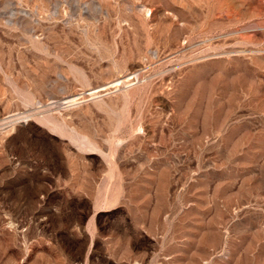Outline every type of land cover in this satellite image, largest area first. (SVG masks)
Masks as SVG:
<instances>
[{
    "label": "rangeland",
    "instance_id": "374dc122",
    "mask_svg": "<svg viewBox=\"0 0 264 264\" xmlns=\"http://www.w3.org/2000/svg\"><path fill=\"white\" fill-rule=\"evenodd\" d=\"M0 264H264V0H0Z\"/></svg>",
    "mask_w": 264,
    "mask_h": 264
}]
</instances>
